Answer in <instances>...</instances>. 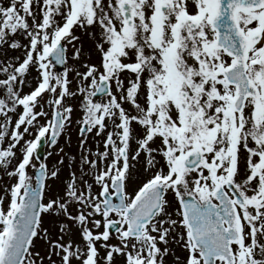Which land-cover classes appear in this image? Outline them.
Instances as JSON below:
<instances>
[{
    "label": "snow or ice",
    "instance_id": "6c2138e0",
    "mask_svg": "<svg viewBox=\"0 0 264 264\" xmlns=\"http://www.w3.org/2000/svg\"><path fill=\"white\" fill-rule=\"evenodd\" d=\"M0 173V264H264V0H0Z\"/></svg>",
    "mask_w": 264,
    "mask_h": 264
},
{
    "label": "rangeland",
    "instance_id": "374dc122",
    "mask_svg": "<svg viewBox=\"0 0 264 264\" xmlns=\"http://www.w3.org/2000/svg\"><path fill=\"white\" fill-rule=\"evenodd\" d=\"M78 35H79V33H78ZM80 35H81L82 41L84 43L85 51L86 52L89 51L90 54L88 52V56L91 55L93 60H95L96 57H95V54L91 51L92 45H91L90 41H88L87 37L83 33H80ZM69 51H71V49ZM69 63L72 64L73 62L70 60ZM74 66L78 67L79 65L76 64ZM72 103H73V107H74L73 121H75L80 117V109L78 107V102L73 101ZM69 136L71 137L70 145L68 144V137ZM78 143H79V140H78V133H77V125L75 123H73L71 128L68 130L67 135L63 136L59 140V147H64L66 152H68L69 154H74L77 157H79L80 150L78 148ZM57 150L58 149H55V148L49 149L47 147V145L44 148V156H43L42 160L45 159V157H46L47 163L49 164L50 167L57 163V160H58V157L56 155ZM48 151H52L53 155L47 156ZM66 174H67V169H65V171L62 175H66ZM2 176H3V173H0V177H2ZM5 182H7L6 177H4L3 179H0V184H3Z\"/></svg>",
    "mask_w": 264,
    "mask_h": 264
},
{
    "label": "water",
    "instance_id": "95a60500",
    "mask_svg": "<svg viewBox=\"0 0 264 264\" xmlns=\"http://www.w3.org/2000/svg\"><path fill=\"white\" fill-rule=\"evenodd\" d=\"M44 146H45V144L42 143L41 146H40V148H39V152H38V155L40 156L41 159L44 156Z\"/></svg>",
    "mask_w": 264,
    "mask_h": 264
},
{
    "label": "flooded vegetation",
    "instance_id": "af4514ba",
    "mask_svg": "<svg viewBox=\"0 0 264 264\" xmlns=\"http://www.w3.org/2000/svg\"><path fill=\"white\" fill-rule=\"evenodd\" d=\"M79 35H80V33H79ZM87 51H88V50H87ZM88 52H89V51H88ZM88 52L85 51V52H84V55H85V56H88ZM89 54H90V52H89ZM57 70L59 71L58 66H57ZM169 264H171L170 261H169Z\"/></svg>",
    "mask_w": 264,
    "mask_h": 264
}]
</instances>
